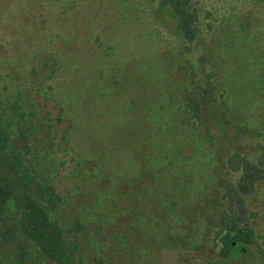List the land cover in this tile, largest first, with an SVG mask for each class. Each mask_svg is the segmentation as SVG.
Instances as JSON below:
<instances>
[{
	"label": "rangeland",
	"instance_id": "rangeland-1",
	"mask_svg": "<svg viewBox=\"0 0 264 264\" xmlns=\"http://www.w3.org/2000/svg\"><path fill=\"white\" fill-rule=\"evenodd\" d=\"M192 5L201 15L202 39L188 53V63L201 65L198 57L202 45L213 43L208 40L210 33L220 26L227 28L239 15L247 28L258 27L257 42L263 48L255 58L264 53V1L255 5L251 0H192ZM256 7L261 10L259 14ZM175 29V20L160 9L159 0H0V124L9 129L11 150L20 151L26 162H31L41 182L48 179L56 185L62 200L52 216L59 219L65 233L70 236L77 229L75 224L81 225L79 260L75 264H264V179L258 182L255 192L245 197L254 211L256 242L248 245L246 254L227 260L217 255L213 239L219 225H213V218L209 219V238L197 230L194 233L198 237L192 242L194 236L186 238L180 230L177 235H167L171 226L184 225L177 220V214H182L181 205L173 208L167 191V203L140 213L139 191L149 183L147 176L132 178L118 190H107L110 195L102 201L97 188L106 189L107 181L97 186L94 180L88 188L84 184L80 194L71 193L83 184L82 168L95 175L93 166L97 165V160L77 163L91 148L80 128L84 124L88 129L94 112L84 105L98 101L96 95L78 92L85 110H75L72 97L77 80H87L86 76L93 73L102 77L104 70L109 81L126 75V82L129 63L185 46ZM250 44L252 53L256 52V44ZM253 64L250 59L248 66L252 68ZM123 86L120 81L112 84L110 105L114 97L120 98L118 92L124 90ZM212 112L213 108L207 111V118L213 133L227 140L225 146L213 148L215 161L221 164L220 176L233 181L238 171L230 168L226 158L238 152L257 160L264 154V132L262 135L253 129H238L235 124L221 125ZM82 119L79 128L71 124ZM25 139L30 146L28 152ZM184 148L188 155L191 149ZM170 168L179 176L186 170L173 165ZM194 169L197 180L189 189L195 196L203 184L197 162ZM169 186L182 192L177 182ZM218 208L223 214V205ZM24 240L20 236L12 249L19 253L26 246ZM27 260V264L39 262L34 263L30 257Z\"/></svg>",
	"mask_w": 264,
	"mask_h": 264
},
{
	"label": "trees",
	"instance_id": "trees-1",
	"mask_svg": "<svg viewBox=\"0 0 264 264\" xmlns=\"http://www.w3.org/2000/svg\"><path fill=\"white\" fill-rule=\"evenodd\" d=\"M251 1L258 5L264 0ZM159 6L175 20V30L185 46H174L129 63L126 82V75L109 81L103 70L102 77L93 73L86 76L87 80L78 79L74 86V109L91 108L94 112L88 129L84 124L80 128L91 148L77 163L97 160V165L93 166L95 175L82 168L83 184L71 193L80 194L83 185L88 188L91 181L95 180L97 186L107 181L106 189L96 186L102 201L110 195L107 190H118L132 178L147 176L149 183L139 191L140 213L167 203L165 191L172 198L173 208L181 205L182 214H177V220L184 225L171 226L167 235L182 231L186 238L194 236L190 238L192 242L198 237L194 233L197 230L209 238V219L213 218V225H219L213 239L217 255L222 260L244 255L248 245L257 239L252 224L254 211L245 197L255 192L258 182L264 179V154L252 160L233 152L225 158L230 168L238 171L237 177L227 181L220 176L221 164L215 161L213 148L225 146L227 140L213 133L207 111L213 108L215 112L211 114L221 125L235 124L238 129H253L263 135L264 53L255 58L263 48L257 42L258 27L247 28L240 15L227 28L218 27L208 38L213 43L202 45L198 57L201 65L196 67L187 61L188 53L202 39L199 11L192 0H159ZM255 10L258 14L261 11L258 7ZM250 41L256 44L254 53ZM250 59L254 62L252 68L248 66ZM119 81L122 86L126 83L118 92L121 99L114 97L116 102L110 105L112 84ZM78 92L96 95L98 101L93 105L88 101L84 108ZM82 122L83 119L71 124L79 128ZM25 142L28 152V139ZM185 146L191 149L188 155ZM11 148L9 129L0 124V264H27L29 257L33 262L39 259L38 264H75L79 260L81 225L75 224L77 229L70 236L65 233L59 219L52 216L62 200L56 185L48 179L41 182L31 162ZM189 161L200 165L203 185L195 196L189 187L197 174L195 164ZM219 161L222 162L220 158ZM172 165L186 169L184 175L172 172ZM171 182H177L182 192L170 187ZM218 205H223V214L218 213ZM20 236L25 238L26 246L17 253L11 245Z\"/></svg>",
	"mask_w": 264,
	"mask_h": 264
}]
</instances>
